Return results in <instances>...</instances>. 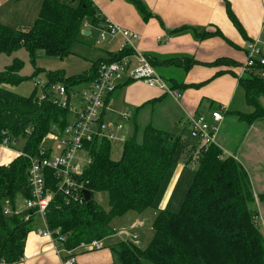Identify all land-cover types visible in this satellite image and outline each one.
Returning <instances> with one entry per match:
<instances>
[{"label":"trees","instance_id":"16d2710c","mask_svg":"<svg viewBox=\"0 0 264 264\" xmlns=\"http://www.w3.org/2000/svg\"><path fill=\"white\" fill-rule=\"evenodd\" d=\"M128 1L145 21L153 16L142 0ZM226 7L228 17L246 37L228 1ZM105 19L93 0H42L31 26L14 28L0 22V54L24 48L32 56L42 50L62 59L72 53L88 22L99 29L104 27ZM195 34L199 39L220 36L231 43L219 29L195 30ZM129 52V48L109 51L107 57H99L90 70L78 75L68 77L63 70L46 71L48 83L43 87L46 92L43 98L35 94L25 97L13 91L11 86H18L26 78L20 74L23 61L15 59L0 71V132L8 130L17 145L23 139L20 151L36 155L48 133L62 135L69 125L70 110L55 103L56 91L51 88L61 83L70 94L75 87L87 86L97 79V68L102 61L120 60ZM147 58L157 70L169 65L188 70L196 63L188 56L167 60ZM211 64L237 63L222 58ZM254 67L239 78L253 110L236 114L249 125L264 120V77L259 74L264 66L258 63ZM186 86L180 83L171 87L184 89ZM103 116L104 113L101 121ZM112 146V141L105 137L96 136L85 142L88 159L79 180L91 192L89 200L74 201L55 189L46 220L51 229L60 228L67 236L65 247L75 248L81 241L94 239L105 244V239L116 233L112 225L115 218L129 213L142 216L153 208V235L145 246L137 244V239L131 236L110 243L118 253L120 264H264L263 221L256 208V202H264V193L256 194L251 176L240 160L216 144L190 147L183 137L153 125L144 129L141 140L137 137V127L132 135H127L118 159L112 157ZM180 162L186 165L196 162L180 209L158 208L164 182ZM29 166V159L23 155L14 156L8 165H0V262L5 264L22 260L27 234L36 220L32 217L26 221V210L15 213L30 197ZM47 181L51 186L55 183L51 173ZM99 194L105 195L107 208L102 205ZM5 199L12 206L8 214L4 212Z\"/></svg>","mask_w":264,"mask_h":264},{"label":"crops","instance_id":"0c3cea01","mask_svg":"<svg viewBox=\"0 0 264 264\" xmlns=\"http://www.w3.org/2000/svg\"><path fill=\"white\" fill-rule=\"evenodd\" d=\"M93 1L105 17L140 35L135 45L148 57L167 60L188 56L196 61L188 70L176 65L158 68L169 86L180 83L188 85L184 89L175 87L181 93L179 98L143 81H125L111 95L112 109L104 111V122L123 121L124 133L127 135H132L137 127L138 140L142 139L144 129L153 125L173 136L183 137L191 147L199 143L190 135L189 117L205 114L210 119L213 110L222 105L227 106L220 123L217 145L225 152L232 153L238 160L241 158L240 161L251 176L256 194L264 193V120H257L249 125L236 114L253 110L239 84V78L245 76L240 64L247 59V45L250 41L258 39L264 55V0H142L153 14L146 21L128 0ZM226 1L244 27L246 37L242 36L228 17ZM193 29L199 32L219 29L231 43L220 36L199 39ZM83 31L89 33H82L84 36H91L93 33L98 35V29L90 26L89 22ZM161 37L163 40L159 41ZM116 44L117 41L113 44L103 43L98 45V49L107 57L109 51L117 49ZM222 58L237 64H211ZM124 110L131 112L129 120H123L119 114ZM115 141L121 145L123 143L113 140L112 145ZM10 160L11 158L0 165H8ZM188 167L190 165L180 162L167 177L158 198V208L168 209L177 194H185L189 184L184 189H179L178 186L193 179L194 174L188 171ZM193 172L195 173V168ZM256 208L264 224V202H258ZM147 218L149 216L145 214H128L127 223L129 225L135 221L138 223L135 228L141 229L142 221L146 222ZM40 226L41 223L36 220L27 234L24 256L15 264H62L50 239L37 232L36 229ZM101 242L103 248L100 250H76L78 262L114 264L116 250Z\"/></svg>","mask_w":264,"mask_h":264},{"label":"built area","instance_id":"2783aa9c","mask_svg":"<svg viewBox=\"0 0 264 264\" xmlns=\"http://www.w3.org/2000/svg\"><path fill=\"white\" fill-rule=\"evenodd\" d=\"M169 38V37H168ZM140 39V35L127 28L105 19V25L99 28L96 38V44H112L117 41L118 51L131 49V52L125 54L120 60L102 61L97 68V79L82 89V96L79 100L80 107L76 109L71 102V95L64 85H55L52 89L55 93V103L62 107H68L70 112L75 115V120L68 125L62 135L50 132L42 139L38 153L29 155L28 153L16 149L17 145L8 130L0 132V147L13 149L15 155L28 157L30 166L28 170V185L30 188V197L26 199L23 208H17L15 213L27 211L24 219L26 221L35 217L41 223L37 227V232L50 239L53 249L61 257L62 264H80L77 260L75 251L78 249L96 251L103 248L100 240L81 241L75 248L64 246L67 236L61 232L60 228L51 229L46 220L48 208L56 194V190L61 191L68 199L81 201L84 199L83 191L86 189L79 180L88 157L85 154V142L91 141L96 136L105 137L124 142L127 134L124 133V123H107L101 121L102 114L106 109H112L111 97L117 86L126 80H141L149 85L158 87L168 94L180 97L179 90L168 85L166 79L158 72L157 68L150 62L147 56L139 50L135 43ZM167 39V38H166ZM159 38V41H162ZM259 40H253L247 45V59L241 65L242 72L254 69L258 63L264 66V55L262 54ZM264 77V67L259 71ZM35 86H42V82L37 80ZM44 97V96H43ZM42 97V98H43ZM227 106H220L210 114L213 123L205 114L190 116L188 127L190 135L197 139L198 143L204 146L212 144L217 145L218 131L220 123L223 120V113ZM123 120L131 118V112L124 110L119 112ZM53 140L54 145L45 144L47 140ZM56 141V142H55ZM53 175L55 183L49 184L47 175ZM56 189V190H55ZM4 212H12L9 200L4 201ZM35 220V221H36ZM138 223H134L131 229ZM129 234L128 231H121ZM134 239H138L139 234L130 231Z\"/></svg>","mask_w":264,"mask_h":264},{"label":"rangeland","instance_id":"374dc122","mask_svg":"<svg viewBox=\"0 0 264 264\" xmlns=\"http://www.w3.org/2000/svg\"><path fill=\"white\" fill-rule=\"evenodd\" d=\"M41 1L42 0H0V22L6 25H9L11 27H14V28H27L31 26L38 16ZM96 37H97L96 33H93L91 36L79 35L78 40L73 45L72 53L62 59L56 56H50L42 50L36 51V53L32 56L24 48H21L17 52L11 53V54L2 53L0 54V71H3L7 65L12 64L15 59L22 60L23 67L20 70V74L26 78L18 86L16 87L11 86V88L17 94H20L25 97L35 94L39 98H42L43 96L46 95L45 94L46 92L44 93L43 87L46 86L48 83L46 71L63 70L65 75L68 77L73 76V75H78V74L85 73L88 70H90L92 64L99 57L101 56L104 57L103 56L104 53L98 49V45H96L95 43ZM37 69H40V71L37 72ZM244 74H246V72H244ZM37 80H40L42 82V86H39V87L35 86V82ZM56 85H63V84L59 83ZM82 86L84 85H79L70 92L72 105L76 109H79L80 107L79 100L83 94L82 89L84 88ZM47 91L49 92L50 89H47ZM263 104H264V101H263ZM223 118H224V113H223ZM74 120H75V115L73 112H70L68 114L69 125H71L74 122ZM209 121L211 123L214 122L212 118H210ZM45 144H47L48 146H53L54 141L48 139L45 142ZM22 145H23V139H20L18 145L15 148L20 149ZM112 148H113L112 157L114 159H118L122 151L121 143L115 141ZM15 153L16 151L13 149L0 147V163L10 158L12 159L14 156H16ZM225 153L228 155L229 154L232 155V153H230L229 151H226ZM86 154L87 152H85L83 156H85ZM29 155H32V154H29ZM195 165L196 163L191 164L190 167H188V171H190L191 174H194L193 171H194ZM191 180L190 181L185 180L186 183L185 184L182 183L183 186L181 184L180 186H178V188L184 189L185 186H187L188 184L190 185ZM100 196L103 199L102 205L105 208H107L108 201L105 198V195L99 194V197ZM184 196H185L184 192L177 194V198H173V200H171V203L169 204L167 208L173 211H178L179 207L182 204ZM5 200H9V199H5ZM158 202H159V199H158ZM173 204H175V206ZM23 206H24V202L20 204L18 207L23 208ZM256 207H258V202L256 204ZM145 213H146L145 215H148L149 218L146 219L147 220L146 222H144V220L142 221L143 224L141 226L142 227L141 229L139 228L131 229L133 222L129 223L128 225L127 223L128 214L125 215L124 217L115 218L112 221V225L114 226L116 233L110 239H105V246H109L111 242H116V241L127 238V236L130 234V229L133 232L137 231L140 235V237L135 242L139 244L140 246H145L151 240L152 235H153L152 219L154 217V210L153 208H150ZM263 220H264V215H263ZM142 229H143V232H142ZM121 231H128L129 234L123 233ZM262 232L264 234V224L262 225ZM116 255H117V258L114 264H120L117 252H116Z\"/></svg>","mask_w":264,"mask_h":264},{"label":"water","instance_id":"95a60500","mask_svg":"<svg viewBox=\"0 0 264 264\" xmlns=\"http://www.w3.org/2000/svg\"><path fill=\"white\" fill-rule=\"evenodd\" d=\"M83 33H87V34H89L88 31H83ZM13 144H14V145L17 144V140H16V139L13 140ZM83 193H84V198H85L86 200H89L90 197H91V192H90L88 189H85V190L83 191Z\"/></svg>","mask_w":264,"mask_h":264}]
</instances>
